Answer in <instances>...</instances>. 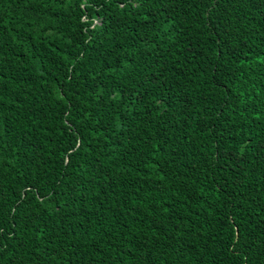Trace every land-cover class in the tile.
Returning a JSON list of instances; mask_svg holds the SVG:
<instances>
[{"label":"trees","instance_id":"1","mask_svg":"<svg viewBox=\"0 0 264 264\" xmlns=\"http://www.w3.org/2000/svg\"><path fill=\"white\" fill-rule=\"evenodd\" d=\"M0 264H264V0H0Z\"/></svg>","mask_w":264,"mask_h":264}]
</instances>
